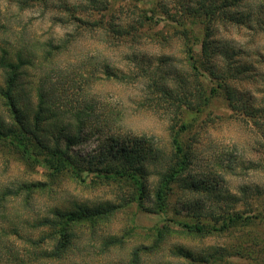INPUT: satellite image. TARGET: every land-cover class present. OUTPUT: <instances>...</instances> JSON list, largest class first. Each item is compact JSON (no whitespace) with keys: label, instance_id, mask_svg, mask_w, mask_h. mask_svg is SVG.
<instances>
[{"label":"rangeland","instance_id":"374dc122","mask_svg":"<svg viewBox=\"0 0 264 264\" xmlns=\"http://www.w3.org/2000/svg\"><path fill=\"white\" fill-rule=\"evenodd\" d=\"M198 1L0 0V57L5 51L16 62L20 51L24 60L19 102L34 109L42 87L48 116L53 102L65 108L95 100L73 153L98 161L112 136L127 134L142 145L134 151L149 167L142 199L131 179L55 175L0 140V264H20V256L33 264L31 241L49 233L45 219L97 209L104 213L72 226L65 263L264 264V218H247L264 217V0H219L228 4L213 18L201 14ZM207 31L227 41L228 55H202ZM105 66L117 76L109 77ZM229 67L239 69V79L226 82L247 91L237 96L241 103L257 98L260 126L231 108L223 81ZM197 89L210 96L199 109L179 104L184 96L197 103ZM6 111L0 97L5 120ZM174 158L184 167L161 211L158 172ZM221 210H238L242 218L224 227L222 216L208 215ZM198 219L210 228L181 224ZM157 229L164 231L160 241Z\"/></svg>","mask_w":264,"mask_h":264},{"label":"trees","instance_id":"16d2710c","mask_svg":"<svg viewBox=\"0 0 264 264\" xmlns=\"http://www.w3.org/2000/svg\"><path fill=\"white\" fill-rule=\"evenodd\" d=\"M197 3L199 5L198 9L202 10L201 14L210 18L217 16V12H220L218 9H220L221 6H226L228 4H226V2L223 3V1L220 2L219 0H200ZM207 22L209 23V21ZM259 24L260 27L263 25L261 21H259ZM261 31L264 32L263 27ZM210 33L211 32L207 31L204 40L201 41L202 55L212 56L211 54L213 53H225L228 55L229 52L226 49L227 41H215L212 39ZM254 40L255 39L251 42L253 45L255 44ZM259 52L260 50H256L252 52V54L258 55ZM50 53L51 51L46 52L47 55ZM23 63L24 60L20 55V51H17L16 53V62L7 60L5 51L0 57V68L3 69V80L2 83H0V97L3 99V104L7 109L6 112L8 114L6 120L5 118L0 117V140H8L10 145H12L19 153L32 158L35 162L44 164L55 175L67 172L72 176L81 179L83 173L88 171L94 172L98 178L109 179L120 177L131 179L140 190L141 198H146L144 195L146 190L144 177L149 174V167L147 163H145L146 156L138 155L139 152L136 153L134 151L142 146L139 144V141L134 139L133 136L130 137L127 136V134H118L117 136H112L111 145L108 144L107 147L103 146L108 149V154L106 153V156L102 157V159H99L98 161L91 159L86 162V160L79 158L73 153L72 147L82 140L81 132L84 130L87 120L93 116L92 113L96 112V105L94 104L95 100H90L89 102L86 101V99L82 101L77 100V105L72 103L69 107L65 108L59 107L57 106V103L53 102L54 104L52 103V107L48 109L50 114L47 116L46 100L48 98V93H46L42 87H38L36 90L38 102L36 103L35 108L33 109L30 107V105L32 106V103H29L28 106L27 104L22 105L18 100L17 87L19 86V76L21 74L19 68ZM193 65L195 68L199 67L197 60H195ZM229 69L228 73L224 72L226 75L223 76V81L231 108L240 115H249V117L260 126L261 123L259 119H255L257 109L256 107H253V103L257 98L252 97L251 103H241L237 96L242 93L247 94V91L241 87H238V89L236 87L234 88V86L226 82V78H231V76L236 80L239 79L234 77V75L239 73V69H234V67L233 69L232 67H229ZM104 72L109 77L117 76L113 73V70L108 69L107 66L104 67ZM210 72L211 74H215L214 69L210 70ZM254 72L255 75L251 79V84L256 88L258 86L257 82H259V74L256 73V71ZM219 84V86H221V83ZM160 89L164 92L169 91L168 86H160ZM215 91L216 88H211V96L215 95ZM194 96L198 99L197 103H194L195 101L193 99L184 96L178 100L180 102L179 104L185 105L188 108L196 107L199 109L200 106L207 102L210 97L206 94L204 95L202 89H197ZM169 101L170 100L167 99V102ZM194 104H196V106ZM130 143H133L132 149H129ZM108 155L110 157H107ZM183 167L184 166L180 167L179 161L174 158L165 165L162 171L158 172L160 184L157 185V190L154 192V195L157 199L164 202L157 203V207L160 208L161 211L165 208L164 204L168 200V191L172 189V184L178 180V174ZM193 185L200 188L196 182H193ZM208 191H212V187L209 184H207L206 187V192ZM140 207H143V205L140 204ZM103 213L104 212L99 209L72 214H64L60 212L56 214L55 219H45V221H42L41 225L47 227L49 233L39 240L31 241L33 246L32 252L35 255L33 264H78L77 262L65 263L68 259L66 256L67 251L72 244L71 228L73 225L93 221L96 216ZM208 215L215 221H218V216H222L224 220L222 226L224 227L230 226L236 220L242 218V213L238 210H221L220 212L211 211ZM193 216L206 218V216L202 215ZM247 218H254V220H256L264 217H259L258 214L254 217L248 216ZM181 224L196 231H203L210 228L205 221H202V219H198L194 224H189L188 222ZM157 231L158 241H160L164 236V231L162 229H157ZM48 241L52 246L50 249L45 248L44 243ZM109 242L113 244L115 243V240L111 239ZM19 260L20 264L30 263V260L23 256H20Z\"/></svg>","mask_w":264,"mask_h":264}]
</instances>
